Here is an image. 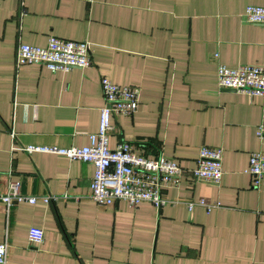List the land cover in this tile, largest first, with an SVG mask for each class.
Returning a JSON list of instances; mask_svg holds the SVG:
<instances>
[{"label": "crops", "instance_id": "1", "mask_svg": "<svg viewBox=\"0 0 264 264\" xmlns=\"http://www.w3.org/2000/svg\"><path fill=\"white\" fill-rule=\"evenodd\" d=\"M250 5L264 0H0V195L19 181L24 195L53 198L7 213L0 203L5 264H264V179L254 186L244 173L249 154L264 151V97L216 82L217 63L264 66V24L241 16ZM50 37L87 41L90 67L16 66L19 45ZM102 77L140 93L135 114L111 118L109 149L172 159L182 175L163 197L181 203L98 206L91 164L26 151L86 146ZM203 146L222 150L218 187L190 174ZM199 199L218 207L188 211ZM30 227L43 231L40 244Z\"/></svg>", "mask_w": 264, "mask_h": 264}, {"label": "built area", "instance_id": "2", "mask_svg": "<svg viewBox=\"0 0 264 264\" xmlns=\"http://www.w3.org/2000/svg\"><path fill=\"white\" fill-rule=\"evenodd\" d=\"M24 0H21L23 2ZM92 1V0H88ZM250 24H264V7L247 6L241 15ZM214 59L218 58L215 54ZM16 66L25 64L44 65L50 71L67 72L72 69H86L91 65L90 44L87 41H71L50 37L45 47L21 44L16 51ZM216 82L220 90L244 93L251 97H264V66L239 65L227 68L217 63ZM100 87L104 106L99 112L97 131L88 136V144L83 147L69 148H37L41 152L62 155L71 160L89 163L94 168L89 183V198L96 205L108 207L117 200L125 201L131 208H137L142 202H149L156 208L164 205H176L179 201L168 200L163 192L175 184L182 175V169L172 159L166 157L146 158L135 152L128 143H121L115 149H109L108 136L113 130L111 118L118 115L130 117L139 106V89L131 86L113 84L102 77ZM255 136L264 143V121L256 127ZM222 150L203 146L200 148L196 166L191 171L194 180L218 187L222 170ZM257 186L264 179V151L251 152L248 165L244 171ZM50 196H28L20 189L19 181H10L6 193L0 195V203L4 213L15 203L27 202L31 205L38 200L48 204ZM188 211L195 207H203L206 212L218 207L204 199L185 203ZM28 240L35 244L43 241V231L36 227L28 230ZM7 245L0 243V264H5Z\"/></svg>", "mask_w": 264, "mask_h": 264}]
</instances>
